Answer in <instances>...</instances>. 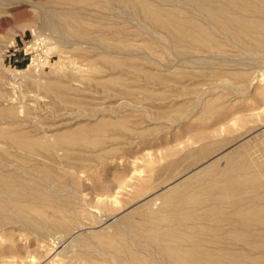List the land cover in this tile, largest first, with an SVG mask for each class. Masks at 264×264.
I'll list each match as a JSON object with an SVG mask.
<instances>
[{"label": "rangeland", "instance_id": "1", "mask_svg": "<svg viewBox=\"0 0 264 264\" xmlns=\"http://www.w3.org/2000/svg\"><path fill=\"white\" fill-rule=\"evenodd\" d=\"M43 10L82 21L69 32L74 44L63 45L44 28ZM117 11L113 0H0V164L25 187L0 226V264H87L88 258L116 264L93 250L92 236L119 232V216H168L163 202L152 208L145 200L175 191L169 200L183 193L200 202L203 186L221 181L230 160L241 159L264 178V47L244 54L223 49L231 58L245 55L249 67L185 66L136 16L125 20ZM112 28L134 34L126 45L154 62L121 55L105 61L104 49H117ZM37 40L45 52L31 63L24 49L38 50ZM202 71L216 74L192 75ZM15 134L28 145L11 146L7 136ZM35 219L47 231L30 223Z\"/></svg>", "mask_w": 264, "mask_h": 264}, {"label": "bare ground", "instance_id": "2", "mask_svg": "<svg viewBox=\"0 0 264 264\" xmlns=\"http://www.w3.org/2000/svg\"><path fill=\"white\" fill-rule=\"evenodd\" d=\"M113 1L117 4L119 17L123 14L121 18L127 20L129 16L127 17L126 14L128 13L130 16L132 15L131 17L136 16V19L138 18L137 20L140 21L137 24L141 23L142 27H145H143L144 32L151 36L152 40L159 42L164 48L173 52L174 56L177 57L176 62L178 61L185 66L195 65L194 67L204 68L213 65L249 67L250 61L247 62L246 58L244 59L245 55L243 60L231 58L223 54V49L230 46L242 54L251 48L264 47V0ZM41 15L44 28L50 29L56 35L58 33L59 38L57 39L63 45L71 42H69L70 38H73H69L71 29L78 31L82 25V21L76 15L63 10L56 11L54 15L43 10ZM71 25L72 27H70ZM142 27L140 28L142 29ZM103 28H100L102 29L101 32L104 31ZM108 33H111L110 36L117 40V49L103 48L110 55V57L106 55L105 61L113 59L114 55H121L123 57L132 56L129 58L137 59L139 57L149 63L154 62L148 54H137L126 45L127 37L134 34L113 28ZM76 35L82 36L81 33ZM74 40L75 38L72 39V41ZM53 44L49 49L56 46ZM96 44L98 45V43ZM106 45L105 47L110 46ZM98 46L100 47V44ZM246 57L248 60L251 58ZM252 59L251 61H253ZM36 60L41 62V59L36 57H32L30 62L33 63ZM251 64L252 62H250ZM113 65L109 64L108 67L114 69L115 66ZM263 66L259 65L258 67ZM121 68L124 69V66ZM132 69L135 68L132 67ZM215 74L216 72L202 71L200 74L192 75L205 77L215 76ZM185 90L187 93L191 91V89ZM115 93L128 94L133 93V90L121 92L120 89H117ZM202 93L203 91L199 95ZM9 136L12 135L7 136L9 141L7 142L11 146L28 145V141L23 140L20 134ZM29 143V146L34 145ZM260 164L264 166V161ZM0 166L2 168H0V226H2L11 219L12 214L10 212L16 207L15 201H20V198L24 196L25 187H23L24 182H21L22 178L19 179V175L18 178L17 174L9 173V167L4 163ZM232 174L235 175V178L231 177ZM245 174L253 177L252 183L241 182ZM262 174L264 176V170ZM191 178L200 179L198 175ZM173 193L175 191H171L169 197ZM201 194L203 200L196 203L183 193L178 194L179 197L174 200H169L166 195L153 196L145 200V202H151L152 208L154 205H159L157 208L160 207V203L163 202L162 207L167 208L168 216L154 219L150 214L140 212L138 214L139 221H132L119 216L116 218L118 221L114 222L116 230L118 228L119 232L108 238H105L101 233L93 234L92 238L97 244L93 250L99 256L101 255V258L102 256L105 259L108 257L117 263L126 259L127 264H264V262L259 263L264 258V178L256 172L255 167L241 159L230 160L222 180L219 182L208 181L203 186ZM29 221L36 225L39 222L36 219ZM46 221L51 222V219L46 217ZM38 226L45 229L43 225L40 226L39 224L34 227ZM59 227L60 229L65 228L62 225ZM60 238L61 236L59 240ZM59 243L61 244V242ZM84 248L88 247L84 246ZM84 248L83 250H85ZM84 259L87 258L84 257ZM87 264L99 263L88 258Z\"/></svg>", "mask_w": 264, "mask_h": 264}, {"label": "built area", "instance_id": "3", "mask_svg": "<svg viewBox=\"0 0 264 264\" xmlns=\"http://www.w3.org/2000/svg\"><path fill=\"white\" fill-rule=\"evenodd\" d=\"M38 41V42H37ZM36 42V44L38 45V50H32V48L31 47H29V46H25V49H24V52L26 53V54H30L31 55V57H30V59L32 58V57H36V58H39L45 51L42 49V45L39 47V40H37Z\"/></svg>", "mask_w": 264, "mask_h": 264}]
</instances>
